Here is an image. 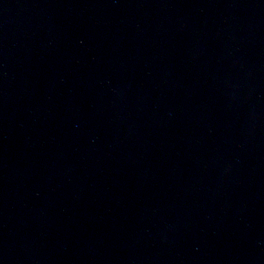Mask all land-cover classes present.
<instances>
[{
    "label": "water",
    "instance_id": "95a60500",
    "mask_svg": "<svg viewBox=\"0 0 264 264\" xmlns=\"http://www.w3.org/2000/svg\"><path fill=\"white\" fill-rule=\"evenodd\" d=\"M0 264H264V0H0Z\"/></svg>",
    "mask_w": 264,
    "mask_h": 264
}]
</instances>
